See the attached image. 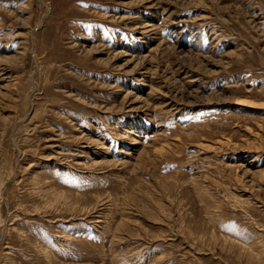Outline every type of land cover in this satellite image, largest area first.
I'll return each mask as SVG.
<instances>
[{"label": "rangeland", "instance_id": "obj_1", "mask_svg": "<svg viewBox=\"0 0 264 264\" xmlns=\"http://www.w3.org/2000/svg\"><path fill=\"white\" fill-rule=\"evenodd\" d=\"M237 100L264 105V0H0V264H264Z\"/></svg>", "mask_w": 264, "mask_h": 264}, {"label": "bare ground", "instance_id": "obj_2", "mask_svg": "<svg viewBox=\"0 0 264 264\" xmlns=\"http://www.w3.org/2000/svg\"><path fill=\"white\" fill-rule=\"evenodd\" d=\"M238 101V100H237ZM240 101V102H239ZM238 102L241 104V105H249V106H264L263 104H260V105H257V104H254L252 102H248V101H245V100H239ZM62 196V195H61ZM55 198V197H54ZM57 198V196H56ZM56 198L54 200H56ZM50 202V201H49ZM50 205V204H49Z\"/></svg>", "mask_w": 264, "mask_h": 264}]
</instances>
